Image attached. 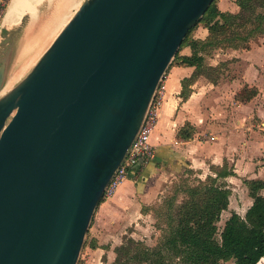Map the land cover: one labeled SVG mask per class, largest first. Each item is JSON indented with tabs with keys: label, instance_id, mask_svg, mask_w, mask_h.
<instances>
[{
	"label": "water",
	"instance_id": "water-1",
	"mask_svg": "<svg viewBox=\"0 0 264 264\" xmlns=\"http://www.w3.org/2000/svg\"><path fill=\"white\" fill-rule=\"evenodd\" d=\"M214 2L86 0L1 96L13 53L3 25L0 264L79 263L164 76Z\"/></svg>",
	"mask_w": 264,
	"mask_h": 264
},
{
	"label": "crops",
	"instance_id": "crops-1",
	"mask_svg": "<svg viewBox=\"0 0 264 264\" xmlns=\"http://www.w3.org/2000/svg\"><path fill=\"white\" fill-rule=\"evenodd\" d=\"M237 1L218 0L217 6L222 12L237 14L240 11ZM208 37L209 31L201 26L194 31L192 38L205 41ZM254 43L252 41L247 49H216L210 54L198 52L204 58V67L201 68H218L213 78L204 73L194 78L197 66L181 62L170 65L158 124L151 137L155 159L144 167H136L116 194L98 206L88 232L92 235L91 243L96 244L94 249L88 247V251L92 256L97 255L96 260L94 256L91 260L88 257L87 264L115 262L116 249L124 244L126 237L133 238V225H137L146 213L143 207H151L154 203L155 193L163 180L168 182L189 175L201 181L216 178L232 191L228 210L233 186L237 182L246 177L250 182L264 181V37ZM194 53L192 46L186 45L180 57L190 58ZM234 58L242 59V79H218L223 64ZM236 83L256 91V96L245 102L237 101L240 92L231 91ZM220 93L232 94L239 109L230 113L231 120L235 118L237 121L225 120V124L216 126L209 108ZM256 100H259L260 107L252 111L251 106ZM187 126L193 133L190 139L179 136ZM260 195L264 197V190Z\"/></svg>",
	"mask_w": 264,
	"mask_h": 264
},
{
	"label": "trees",
	"instance_id": "trees-1",
	"mask_svg": "<svg viewBox=\"0 0 264 264\" xmlns=\"http://www.w3.org/2000/svg\"><path fill=\"white\" fill-rule=\"evenodd\" d=\"M217 1L187 35L173 61V64L181 62L197 66L198 72L194 78L201 73L213 78L218 70L201 68L204 67V58L198 52L210 54L216 49H247L253 39L264 37V0H238L240 11L237 14L220 11ZM200 25L209 31L205 41L191 37ZM186 45L192 46L195 51L190 58L180 57ZM254 96L256 91L251 90L242 101L251 100ZM188 129L191 131V127ZM179 136L192 138L186 127ZM249 186L253 205L245 217L232 214L220 238L217 225L223 212L230 206L232 191L224 182L209 177L205 181L199 180L198 185L188 191V197L179 207L177 216H171L169 234L160 247H141L138 246L140 243L129 238L128 243L116 249L117 258L113 264H169L166 255L179 259L182 264H224L230 261L236 264H260L264 260V197L260 195L264 190V181H252Z\"/></svg>",
	"mask_w": 264,
	"mask_h": 264
},
{
	"label": "rangeland",
	"instance_id": "rangeland-1",
	"mask_svg": "<svg viewBox=\"0 0 264 264\" xmlns=\"http://www.w3.org/2000/svg\"><path fill=\"white\" fill-rule=\"evenodd\" d=\"M85 1L86 0H42L38 5H36L33 14L31 11L25 14L22 24L12 28H6L9 31L10 37L13 38V53L5 86L6 92L13 89L28 75L42 55L54 42L56 37L75 16ZM201 26L203 27V25H200L199 27ZM191 37H193V34ZM259 38L260 37L253 39V42H255L254 45L258 43ZM0 46V49L2 50L1 55H3L6 45L1 44ZM176 63L177 62H174V64ZM222 70L223 71L217 75L220 80L242 79V59L234 58L233 60H229V62L223 64ZM15 81H17V83ZM242 86L243 84L236 83L231 89V91L234 90V93L240 92L237 96V101L239 100L240 102H242L248 93L251 92V89H248V87L243 88ZM221 94L222 93H220L218 100H215L214 104L209 108L212 110L213 117H215L214 122L216 123V126L225 124V120L230 123L234 120L237 121L235 118L231 120L232 114L230 113L239 109V104L235 101L232 94L228 96ZM259 107L260 102L259 100H256L251 106V109L252 111H257ZM255 120H257V118H255ZM186 128L187 133L193 134L188 129V126ZM255 157L258 159V155H255ZM198 183L199 180L198 178H195L194 175H189L168 182H164L163 180V183L155 193L154 203L151 207H143L146 213L140 218L137 225H133L135 228L133 238L141 244L138 246L156 249L165 242L166 236L169 234V225L172 222L171 216H177L179 207L188 197V191L193 187H196ZM249 183L250 180L246 177L233 186L234 191L231 207L228 211H224L225 213L222 214L221 220L217 225L219 230L218 238H220V234L232 214L238 213L242 217H245L248 209L252 206L254 200L250 196ZM108 199L111 198H104V200ZM91 239L92 235L88 234L78 264H87L88 257L91 260L93 256L95 257L97 255L93 254L92 256V254L88 251V247H91L92 249L96 247L95 243H91ZM128 239L129 238L126 237L124 243H128L126 242ZM102 253L98 254L100 255L99 257H101ZM166 256L169 264H182L179 259L174 258L171 255ZM97 264H102V262L99 261ZM224 264L236 263L234 261H230ZM262 264H264V262Z\"/></svg>",
	"mask_w": 264,
	"mask_h": 264
},
{
	"label": "built area",
	"instance_id": "built-area-1",
	"mask_svg": "<svg viewBox=\"0 0 264 264\" xmlns=\"http://www.w3.org/2000/svg\"><path fill=\"white\" fill-rule=\"evenodd\" d=\"M12 0H0V34L6 18L7 9ZM166 75L164 76L154 100L149 108L145 121L141 130L133 143L125 161L115 174L110 182L105 197L112 198L120 186L129 178L130 173L136 167H144L151 163L156 156L154 146L151 144V137L157 127L159 120V111L162 108L164 96L166 93L165 83Z\"/></svg>",
	"mask_w": 264,
	"mask_h": 264
},
{
	"label": "bare ground",
	"instance_id": "bare-ground-1",
	"mask_svg": "<svg viewBox=\"0 0 264 264\" xmlns=\"http://www.w3.org/2000/svg\"><path fill=\"white\" fill-rule=\"evenodd\" d=\"M41 1L42 0H12L9 6L8 12H7L6 18H5V21H4V28H12L14 26L22 24V22L24 21L23 18L25 14L30 11L33 14L36 5H38ZM15 82L17 83V81ZM5 94H6V88L3 90L1 96Z\"/></svg>",
	"mask_w": 264,
	"mask_h": 264
}]
</instances>
